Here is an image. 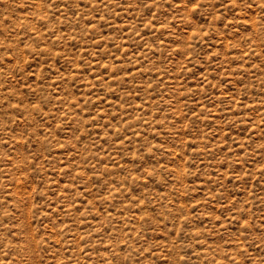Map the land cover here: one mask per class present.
Returning a JSON list of instances; mask_svg holds the SVG:
<instances>
[{
    "label": "rangeland",
    "instance_id": "obj_1",
    "mask_svg": "<svg viewBox=\"0 0 264 264\" xmlns=\"http://www.w3.org/2000/svg\"><path fill=\"white\" fill-rule=\"evenodd\" d=\"M0 264H264V0H0Z\"/></svg>",
    "mask_w": 264,
    "mask_h": 264
}]
</instances>
